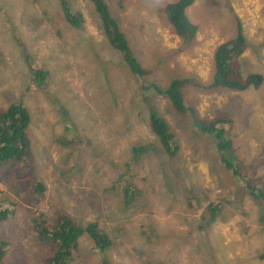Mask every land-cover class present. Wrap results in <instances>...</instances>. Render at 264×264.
<instances>
[{"label":"rangeland","instance_id":"obj_1","mask_svg":"<svg viewBox=\"0 0 264 264\" xmlns=\"http://www.w3.org/2000/svg\"><path fill=\"white\" fill-rule=\"evenodd\" d=\"M105 1L134 54L150 70L139 84L165 88L184 76L198 77L203 84L212 82L214 51L236 30L233 12L247 36L244 59L258 66L260 72L255 73L264 75V21L259 12L264 13V4L258 0H213L210 9L209 1H196L187 15L197 7L200 27L184 48L165 24L164 14L157 11L173 0ZM226 1L233 12L226 9ZM60 2L0 0V109L17 104L27 108L32 155L27 164H14L0 177L3 187L29 207L24 215L15 210L7 222L0 223V238L10 244L3 264L49 261L53 246L43 248L28 226L37 225L31 220L34 214L46 212L54 214L49 222V228L53 227L57 209L81 225L97 221L111 236V245L97 252L93 264H264L259 258L264 251V201L251 196L264 190V179H257L264 176V83L242 92L206 93L196 86L182 90L186 106L193 107L199 118L224 114L232 120V127L224 131L231 146L218 150L215 133L202 132L187 119L181 127L183 117L173 114L163 96L152 90L143 93L128 69L116 66L120 61L115 64L107 53L101 20L91 0H67L72 12L83 15L78 31L65 19ZM45 11L51 24L42 15ZM3 26L10 28L5 29L7 34ZM13 32L22 43L12 37ZM30 68L48 73L42 85H37L40 77ZM242 73L247 76L251 71L245 65ZM56 103L67 108L69 120L79 123L77 129L97 149L74 152L69 145L54 143L62 132L68 134L62 130ZM150 105L180 139L175 159L163 152L149 129ZM86 106L106 116L87 119L79 111ZM140 145L146 152L137 162L130 161ZM69 158L73 159L69 162ZM66 163L75 165L69 184L59 178L68 171ZM188 181L196 192L205 191L203 206L188 192ZM129 182L135 185L134 197L133 192L120 195ZM40 184L46 189L42 202L34 191ZM86 187L101 197L96 208L85 198ZM209 202L221 209L214 221L205 207ZM90 245L89 238L83 237L77 251L85 254Z\"/></svg>","mask_w":264,"mask_h":264},{"label":"trees","instance_id":"obj_2","mask_svg":"<svg viewBox=\"0 0 264 264\" xmlns=\"http://www.w3.org/2000/svg\"><path fill=\"white\" fill-rule=\"evenodd\" d=\"M31 1L32 3L37 4L38 0ZM92 1L95 5L96 12L99 14L101 21L103 22L104 31L109 44L120 53V59L124 61L126 66H128L127 68L131 73V79H133L134 83L138 84V88L143 93H149L152 90L153 94L163 96L167 100V106L173 111V114L183 117L184 120L180 121L181 127L186 126L185 119L188 120L190 126H192V123L195 122L194 125H197L196 128L202 132L208 134L215 133V137L218 142L216 148L218 150L230 147L231 140L224 135V131L228 132V129L232 127V120L227 118L224 114H218L213 119L199 118L193 107L190 105L186 106V99L184 98L182 90L187 86H196L204 89L206 93L219 89H221L220 91L242 92L248 88L258 89L264 83V75L261 73H255L256 71L260 72L257 70L258 66L253 67L250 65L249 61L242 57V54L247 47L245 39L247 37L244 32V26L238 15L231 9L236 17V33L230 39L220 44L215 50L214 74L212 82L203 84L199 81L198 77H193V79H191L190 77L184 76L179 79H173L167 87L160 88L155 84L147 86L139 84V78H144L148 74V71H146V69L139 64L133 53L131 45L124 34L119 31L120 28L110 15L104 0ZM196 1L198 0H173L166 3L160 10H157L158 12L161 11L162 14H164L165 24L169 25L172 28V31L185 40L193 39L197 29L200 27V23L196 20V18H201L200 16H197V7L195 9L193 8V13L189 16V18H192L196 24L191 23L187 15V9L192 7ZM207 1H209L208 9H210L212 7L211 4H213L214 1ZM60 4L63 10L67 8V0H61ZM44 14L46 20L49 24H51L52 21L48 17L49 14L46 11ZM64 14L66 20L72 26H81L78 22H72L70 19L68 20L65 10ZM15 37H17L20 43H22L17 33H15ZM262 45L264 46V40ZM116 65L121 66L119 64ZM245 65L251 71V73L247 76L242 73ZM30 69L33 72L35 71L38 77L42 78L36 79L37 85H42L44 83L43 80L45 79L44 76L45 74L48 75V73L46 71L37 69L33 70L32 68ZM142 97L145 100H148L143 95ZM55 105L59 118L64 122L62 130L67 131L68 134L65 136L64 132H62V135H59V138L55 139L54 143L69 145L74 152H77L78 150L81 151L83 149L89 150L91 147L97 149L87 134H83L77 129L79 123L75 122L74 118L69 120L70 116L67 108L61 104L56 103ZM4 108L5 107L0 109V167L4 165L6 160H13V157L15 158L14 162H18L19 165H25L32 160V155L29 151V141L24 136L29 115L22 104L8 105L5 109ZM146 121L152 134L158 139L159 146L162 145L163 152L170 159H175L179 155L181 142L180 139H177L175 134L172 132L173 130L170 128V124L165 117L155 106L153 107L150 105ZM90 127L95 128L96 125H90ZM189 148L191 150V154L195 156L191 145H189ZM133 152V157L130 161L137 162L140 159V156L146 151L143 145H140L139 148L134 149ZM70 155H72V153ZM72 159L73 158H69L68 161L70 162ZM224 162L223 158H221V163L223 164ZM66 164L69 173L67 171L68 174L66 173L59 177L63 184L70 183L68 176L75 170V165L73 163ZM232 175L234 174L232 173ZM257 179H264V176L257 177ZM239 181L242 183V187H248V183H246L245 179L240 178ZM190 184L191 183L188 181V192L190 191V194L198 199L197 204H199V207L203 206L201 201H206L203 198V195L206 194L204 193L205 191L200 190V193H198L193 189V187H190ZM134 187L135 185L133 183H127L120 195L124 194L127 196L129 192H133L132 196L134 197ZM37 188V192L39 193L37 201H39V197L42 196L40 198V201L42 202L46 189L42 184L37 186ZM86 188L87 191L85 198L91 206L96 208L98 202L101 201V197L97 193L93 195L95 192L90 191V189L88 190V187ZM93 196H95V199L92 201ZM251 196L264 201V190L258 194L252 193ZM188 202L191 203V199H189ZM50 205L52 206L53 202H51ZM50 208L51 207L48 209ZM207 210L210 212L212 217L210 220L214 221L217 213L220 212L221 209L218 205H214L212 202H209L207 203ZM0 212H4V209L1 206ZM55 216L56 224L50 228L49 222L54 219L53 213L50 215L46 212H41L34 214L33 217V221L37 222V226L34 227V230L36 231L35 237L38 243L41 244L43 248L44 246H53L52 256L49 255V258H47L49 263L44 260L41 264H93L92 261L95 259L97 252L100 250L105 252L111 245V242L108 240V237L111 236H108V233L102 226L99 225L97 221L93 220L81 225L75 222L67 214L63 213L60 209L55 211ZM2 220L4 219L0 217V222ZM262 222L264 223V216L262 218ZM57 225L59 226V230L54 229ZM26 232L28 231L26 230ZM83 237H87L91 241V245L85 251L86 255L77 251L78 242ZM6 251L5 242L0 240V264H3ZM85 256L89 257L88 261H81ZM259 258L264 260V251L261 253Z\"/></svg>","mask_w":264,"mask_h":264},{"label":"clouds","instance_id":"obj_3","mask_svg":"<svg viewBox=\"0 0 264 264\" xmlns=\"http://www.w3.org/2000/svg\"><path fill=\"white\" fill-rule=\"evenodd\" d=\"M92 1V0H91ZM41 1H37V4H39ZM93 2V1H92ZM104 2H105V4L107 5V3H106V1L104 0ZM215 2V1H214ZM213 2V3H214ZM258 3H260L261 5L262 4H264V0H258ZM94 4V3H93ZM166 4V3H165ZM164 4V5H165ZM164 7V6H163ZM225 7H226V9L227 8H229L230 9V7H229V5L227 4V1H226V4H225ZM107 8H108V5H107ZM65 10V12H66V15H67V18H68V20L70 19L72 22H78V23H80V25L82 26V24H83V15L80 13V14H76V13H74V12H72V9L71 8H69V7H67L66 9H64ZM94 10H95V5H94ZM108 10H109V8H108ZM228 10V9H227ZM231 10V9H230ZM95 12H96V10H95ZM259 12H260V14L262 15V17H261V20H263L264 21V13H262V11L261 10H259ZM97 13V12H96ZM109 13H110V11H109ZM44 14V12H42V15ZM98 14V13H97ZM99 15V14H98ZM110 15H111V13H110ZM112 16V15H111ZM252 16H253V13H252ZM64 17H65V14H64ZM100 17V16H99ZM112 18L114 19V21L116 22V24L118 25V23H117V21L115 20V17L114 16H112ZM65 19H66V17H65ZM100 20H101V18H100ZM189 21L191 22V20H190V18H189ZM192 23V22H191ZM71 25V24H70ZM101 25L102 26H100V28H101V31H102V39L103 38H105L106 40H107V44H106V50H107V53L108 54H110L111 56H112V58H113V60H114V63L116 64V62H117V60L118 61H120L118 64L119 65H122V66H124L125 68H127L128 66H126L125 65V63H124V61H122L121 59H120V53L118 52V51H116V49H114V48H112V46L109 44V42H108V39H107V37H106V34H105V31H104V26H103V22L101 21ZM72 26V25H71ZM80 26V27H81ZM9 27H11V26H9ZM80 27H74V26H72L71 28H74V29H76V31H78L77 30V28H80ZM118 27L120 28V26L118 25ZM2 29H3V31H4V33L5 34H7L6 33V31H5V29H8V30H10V28H7V27H5V26H3V27H1ZM14 30H16V28L15 27H12ZM171 28V27H170ZM171 30H172V28H171ZM119 31L122 33V34H124L123 33V30H122V28H120L119 29ZM177 37H179L174 31H172ZM15 33L16 32H13V35H12V37L13 38H16L17 39V37H15ZM235 33H236V30H235ZM235 33H234V35H235ZM195 35L193 36V39H191V40H185V39H183V38H181V37H179L180 39H181V48H184V44H187V43H191V42H193L194 41V39H195ZM247 37V36H246ZM246 39V38H245ZM134 53V52H133ZM214 53H215V51H214ZM245 53H246V50L243 52V54H242V56L243 57H245ZM135 55V54H134ZM136 56V55H135ZM136 59L138 60V62H139V64L142 66V63L140 62V60H139V58L136 56ZM117 67H118V65H116ZM143 67V66H142ZM128 69V68H127ZM146 69V68H145ZM31 70V69H30ZM34 70V69H33ZM213 70H214V54H213ZM129 71V70H128ZM146 71H148V74L145 76V77H147V76H149L150 75V70L149 69H146ZM129 73H130V71H129ZM213 74H214V72H213ZM107 75V74H106ZM130 75H131V73H130ZM144 77V78H145ZM171 82V81H170ZM169 82V83H170ZM149 85H151V84H149ZM151 106H153V105H151ZM23 107L25 108V110H26V112L28 113V111H27V108L23 105ZM154 107V106H153ZM80 111V113H82L87 119H97V118H99V117H101V116H103V118L106 116L105 114H96L95 113V111L90 107V108H88L87 106L84 108V109H80L79 110ZM28 115H29V113H28ZM29 124H30V115H29V119H28V124L26 125V127H25V134H24V136H25V138H27V128H28V126H29ZM28 139V138H27ZM29 141V140H28ZM29 151H30V149H29ZM14 160H15V158L13 157V160H11V161H8V160H6L5 161V163H4V165L3 166H1L0 167V177L3 175V173L9 168V167H11L12 165H14V164H18V162H14ZM37 189L38 188H36L34 191H37ZM33 191V192H34ZM12 194H14L15 195V197H14V199L12 198ZM0 206L4 209V212H0V217L1 218H3L4 220H2L0 223H3V222H7L10 218H11V215L14 213V211L15 210H17V212L18 213H20L21 215H24L28 210H29V207H28V204H27V202L26 201H24V200H21V198H18V196L15 194V193H13V192H10L8 189H6L5 187H3V184H2V181L0 180ZM205 207H207V205L205 206ZM31 220H32V222H33V219L31 218ZM37 226V225H36ZM29 227V229L32 231V233L34 234V235H36V231L34 230V227H35V225H34V222H33V225L32 226H28ZM0 240L2 241H4L5 242V244H6V249L8 250L9 249V246H10V244H9V242L8 241H6L4 238H0Z\"/></svg>","mask_w":264,"mask_h":264},{"label":"crops","instance_id":"obj_4","mask_svg":"<svg viewBox=\"0 0 264 264\" xmlns=\"http://www.w3.org/2000/svg\"><path fill=\"white\" fill-rule=\"evenodd\" d=\"M201 258H202V257H198V258H196V259H197V260H198V259L200 260ZM197 260H194L193 263L197 262Z\"/></svg>","mask_w":264,"mask_h":264}]
</instances>
